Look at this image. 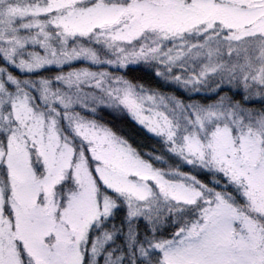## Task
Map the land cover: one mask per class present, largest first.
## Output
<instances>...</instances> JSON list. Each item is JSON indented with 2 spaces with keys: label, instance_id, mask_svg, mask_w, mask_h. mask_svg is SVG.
Segmentation results:
<instances>
[{
  "label": "snow or ice",
  "instance_id": "snow-or-ice-1",
  "mask_svg": "<svg viewBox=\"0 0 264 264\" xmlns=\"http://www.w3.org/2000/svg\"><path fill=\"white\" fill-rule=\"evenodd\" d=\"M0 264H264V0H0Z\"/></svg>",
  "mask_w": 264,
  "mask_h": 264
},
{
  "label": "trees",
  "instance_id": "trees-1",
  "mask_svg": "<svg viewBox=\"0 0 264 264\" xmlns=\"http://www.w3.org/2000/svg\"><path fill=\"white\" fill-rule=\"evenodd\" d=\"M129 77H143L144 74L141 72H131L128 73ZM179 94V93H178ZM113 115L104 114L103 122L108 124L110 127H113L114 130L118 131L119 134L123 135L126 139H129L141 153L147 151H157V154H163L165 151L163 145L160 144V141L156 140L153 136H150L145 132L144 129L135 127V125L130 121L126 120L124 117L116 118ZM171 164L179 163L178 159L172 158L169 160ZM156 163V162H154ZM184 170H188L187 167H184ZM202 179L207 181L208 177L202 176Z\"/></svg>",
  "mask_w": 264,
  "mask_h": 264
},
{
  "label": "rangeland",
  "instance_id": "rangeland-1",
  "mask_svg": "<svg viewBox=\"0 0 264 264\" xmlns=\"http://www.w3.org/2000/svg\"><path fill=\"white\" fill-rule=\"evenodd\" d=\"M130 78V77H129ZM166 91H175L174 89H165ZM177 94H178V92H177ZM109 114V115H113L114 117H118V118H120V117H124V118H126V120H128L129 122L131 121L134 125H135V127H140V128H142V129H144L143 128V126H141V125H139L135 120H133L131 117H125V116H123L122 114H119V113H114V112H112L111 110H106V111H103V112H101L100 114H99V116L97 117V119H99L100 117H102L103 118V115L104 114ZM113 117V118H114ZM145 130V132L147 133V130L146 129H144ZM147 134H149L150 136H153L156 140H158V141H160V139L158 138V137H155L153 134H151V133H147ZM129 140V139H128ZM129 142H131L130 140H129ZM160 144H162L161 143V141H160ZM149 153H157V151H147V152H143V153H141V155H143V156H145V158H149ZM154 162H156V161H154ZM157 163V162H156ZM168 163H170L169 161H168ZM173 164H177V163H173ZM157 166H160V167H166V164H159V163H157Z\"/></svg>",
  "mask_w": 264,
  "mask_h": 264
}]
</instances>
